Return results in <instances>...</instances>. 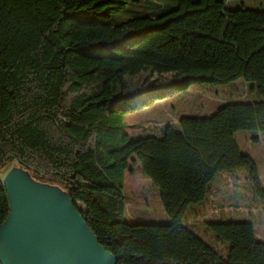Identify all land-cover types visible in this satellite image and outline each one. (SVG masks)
Masks as SVG:
<instances>
[{
	"label": "trees",
	"instance_id": "obj_1",
	"mask_svg": "<svg viewBox=\"0 0 264 264\" xmlns=\"http://www.w3.org/2000/svg\"><path fill=\"white\" fill-rule=\"evenodd\" d=\"M142 1L0 0V225L9 212L1 170L15 162L82 204L83 219L116 264H264L251 222H205L228 244L225 256L186 218L240 169L264 205L257 165L234 140L237 130L264 132V0L261 9L242 0H146L134 17L112 22L114 12ZM212 10L226 19L221 40L236 49L231 67L132 53L153 33ZM237 79L250 82L259 99L183 117L159 137L129 141L122 132L123 115L154 99ZM132 155L158 188L169 224L124 221L122 180Z\"/></svg>",
	"mask_w": 264,
	"mask_h": 264
},
{
	"label": "rangeland",
	"instance_id": "obj_2",
	"mask_svg": "<svg viewBox=\"0 0 264 264\" xmlns=\"http://www.w3.org/2000/svg\"><path fill=\"white\" fill-rule=\"evenodd\" d=\"M247 9H261L258 0H242ZM136 3L127 5L126 10L114 12L111 20L119 24L144 10ZM137 11V12H136ZM217 10H213L215 12ZM213 19V20H212ZM221 14L196 16L150 35L136 45L132 53L150 54L169 64L175 65L182 55L189 57L194 65L204 66L211 59L217 66L232 63L235 50L218 39V27L222 25ZM212 27H216L212 30ZM220 41V42H219ZM130 55H133V54ZM250 82L237 79L226 84L193 83L186 90L131 110L123 115L122 132L129 141L143 137H159L167 126L178 127L183 117H210L223 103L253 102L259 98L251 90ZM247 92V93H246ZM264 100V98H262ZM234 140L242 154L249 155L257 165L259 179L264 189V132L237 130ZM15 162L1 170V176ZM141 164L135 155L130 156L129 164L123 172L122 195L124 201L123 219L129 223L164 225L171 222L165 213L158 188L150 178L141 172ZM237 178L231 181L225 177V183L214 191L208 199L189 207L186 218L189 226L196 229L197 235L207 244L218 248L225 256L228 244L216 240L205 222L245 221L251 222L256 239L264 242V205L257 199L247 182L246 173L240 169ZM232 184V185H231ZM78 206L83 208L82 204ZM194 214L203 217L192 219Z\"/></svg>",
	"mask_w": 264,
	"mask_h": 264
},
{
	"label": "water",
	"instance_id": "obj_3",
	"mask_svg": "<svg viewBox=\"0 0 264 264\" xmlns=\"http://www.w3.org/2000/svg\"><path fill=\"white\" fill-rule=\"evenodd\" d=\"M9 212L0 225V264H116L58 186L34 180L22 167L1 178Z\"/></svg>",
	"mask_w": 264,
	"mask_h": 264
},
{
	"label": "crops",
	"instance_id": "obj_4",
	"mask_svg": "<svg viewBox=\"0 0 264 264\" xmlns=\"http://www.w3.org/2000/svg\"><path fill=\"white\" fill-rule=\"evenodd\" d=\"M237 1H239V0H237ZM231 2H232V0H231ZM212 13H218V14H221V16L223 17L222 25L218 27V39H220V41L222 42V40H221V29L224 27V25H225V23H226V19H225V17L223 16L222 12L219 11V10H217V11H215V12H213V10H212L210 13H208V14H206V15H204V16H209V15L211 16ZM212 20H213V19H212ZM211 28H212V30H213V29L216 28V27L213 28V27H212V24H211ZM220 41H219V42H220ZM224 44H226L227 46H231V45H229V44H227V43H224ZM231 47H233V46H231ZM233 48H234V47H233ZM234 50H235V55H234V58H233V60H232V63H231L230 65L226 66V67H231V66L233 65L235 59H236V49L234 48ZM222 177H223V176H222ZM194 220H195V219H194Z\"/></svg>",
	"mask_w": 264,
	"mask_h": 264
},
{
	"label": "built area",
	"instance_id": "obj_5",
	"mask_svg": "<svg viewBox=\"0 0 264 264\" xmlns=\"http://www.w3.org/2000/svg\"><path fill=\"white\" fill-rule=\"evenodd\" d=\"M232 185V184H231Z\"/></svg>",
	"mask_w": 264,
	"mask_h": 264
}]
</instances>
